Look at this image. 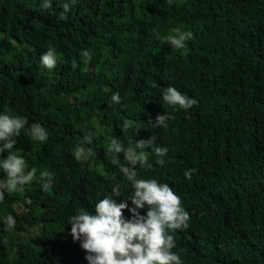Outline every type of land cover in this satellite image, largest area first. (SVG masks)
I'll use <instances>...</instances> for the list:
<instances>
[{"label":"trees","instance_id":"16d2710c","mask_svg":"<svg viewBox=\"0 0 264 264\" xmlns=\"http://www.w3.org/2000/svg\"><path fill=\"white\" fill-rule=\"evenodd\" d=\"M60 2L41 11L39 0H0V110L49 132L43 143L17 137L13 151L37 172L0 201V264H88L64 253L75 247L68 216L90 210L114 184L122 188L117 202L131 195L117 164L124 153L109 157L108 143L153 135L168 148L165 163L148 146L138 178L169 183L189 212L188 227L172 233L183 264H264V0L202 14L181 0H75L58 19ZM174 27L194 33L182 49L163 39ZM212 27L216 44L203 41ZM49 44L53 70L39 63ZM168 84L199 103L187 111L163 105ZM113 92L122 106L109 105ZM165 111L174 118L156 127ZM82 143L93 154L85 163L75 156ZM187 169H195L190 180ZM44 170L54 173L52 191L41 187ZM9 215L15 224L5 230Z\"/></svg>","mask_w":264,"mask_h":264},{"label":"clouds","instance_id":"9594fccd","mask_svg":"<svg viewBox=\"0 0 264 264\" xmlns=\"http://www.w3.org/2000/svg\"><path fill=\"white\" fill-rule=\"evenodd\" d=\"M167 2L171 5L173 0ZM71 3H75V0H61L58 19L66 18ZM52 7L53 0H39L41 11ZM163 39L172 49H182L187 41L194 39V33L174 27L171 34L164 35ZM45 49L39 59L40 66L53 70L58 63L56 49L51 44ZM80 56L88 58L90 53L82 49ZM72 67H77L75 61ZM161 99L163 105L185 111L199 103L195 97L182 93L172 84L163 88ZM109 105H121L119 92L112 93ZM173 118L171 113L165 111L157 114L153 124L167 128ZM123 127L128 128V122ZM22 131L32 141L43 143L49 137L48 130L41 123L29 124L26 116L11 108L0 110V170L6 173L0 178V201H3L6 193L15 192L32 182L36 176L37 170L28 169L26 159L18 154L19 150L13 151ZM92 141L93 135L85 136L86 144L90 145ZM148 146H151V152L155 154L156 163L163 165L168 148L161 145L154 135L146 140H137L134 144L128 143L127 146L119 138L110 139L106 154L112 157L114 154L124 153L125 163L117 164L121 176L130 184L132 193L124 195L126 199L117 202L114 197L122 195V188L120 184H114L108 194L96 199L90 210L81 207L68 216L67 224L71 225L70 234L75 241V247L65 250L64 253L71 260H83L88 264H183L179 252L174 251L176 241L172 233L187 228L190 215L169 183L157 178H138L136 165L142 167L147 163L148 156L144 150ZM5 151L6 156L2 155ZM92 155L84 143L77 145L75 156L78 161L85 163ZM194 171L195 169L185 170V178L190 180ZM53 182L52 171L40 172L43 190L50 189ZM140 209H146V212L142 214ZM122 210L130 212L131 217L126 218ZM3 223L5 230H8L14 227L15 221L9 215L3 218Z\"/></svg>","mask_w":264,"mask_h":264},{"label":"rangeland","instance_id":"374dc122","mask_svg":"<svg viewBox=\"0 0 264 264\" xmlns=\"http://www.w3.org/2000/svg\"><path fill=\"white\" fill-rule=\"evenodd\" d=\"M239 1L240 0H181V4L188 12L202 14L212 10L228 11L232 5ZM212 30L213 34L207 39L204 38L203 41L216 44L218 42L219 29L217 27H212Z\"/></svg>","mask_w":264,"mask_h":264},{"label":"bare ground","instance_id":"6f19581e","mask_svg":"<svg viewBox=\"0 0 264 264\" xmlns=\"http://www.w3.org/2000/svg\"><path fill=\"white\" fill-rule=\"evenodd\" d=\"M157 64V63H156ZM106 185V184H105ZM123 185V184H122ZM125 185V184H124ZM126 187V186H125ZM104 189V188H103ZM106 190V189H105ZM107 190H109V189H107ZM48 191V190H47ZM51 191H52V188H51ZM43 198V197H42ZM129 203V202H128ZM46 212V211H45ZM42 213H44V212H42ZM38 215V214H37ZM47 215V214H46ZM45 217V216H44ZM48 217V216H47ZM49 222V221H48ZM42 231V230H41ZM41 235V234H40ZM49 253V252H48Z\"/></svg>","mask_w":264,"mask_h":264}]
</instances>
